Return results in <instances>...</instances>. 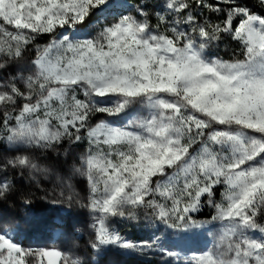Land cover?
<instances>
[{"label":"snow or ice","instance_id":"snow-or-ice-1","mask_svg":"<svg viewBox=\"0 0 264 264\" xmlns=\"http://www.w3.org/2000/svg\"><path fill=\"white\" fill-rule=\"evenodd\" d=\"M258 5L0 0V203L30 207L43 191L91 220L83 246L69 223L59 244L27 246L0 227V264H92L111 249L154 251L162 264H264ZM225 38L239 45L230 59L213 52ZM204 207L208 221L196 218ZM139 215L171 231L131 240L114 227ZM208 224L211 240L195 247Z\"/></svg>","mask_w":264,"mask_h":264},{"label":"rangeland","instance_id":"rangeland-1","mask_svg":"<svg viewBox=\"0 0 264 264\" xmlns=\"http://www.w3.org/2000/svg\"><path fill=\"white\" fill-rule=\"evenodd\" d=\"M129 2L134 3L135 0H129ZM94 26V24L90 25L87 30L90 31ZM238 51L239 45L237 42L229 38H225L218 48L213 49L215 54H218L224 59H230L233 52ZM102 118L108 119L117 126H122L125 122L124 118L120 117ZM86 147L87 144L84 142L79 145L76 150L77 152H82ZM44 185L49 191L50 198H52V196H59L58 190L55 193L52 192L53 186L50 182L45 181ZM82 187L83 185L78 186L77 190L82 191ZM43 194V191L37 192V199L33 201L30 207L23 206L15 199L0 203V227L17 232L18 239L27 246L59 244V233L62 231L60 226L64 223H69L75 226V239L83 246L82 242L87 241L89 238L90 229L88 225L91 223V220L89 215H85L86 218L84 222H82L79 216L81 214H88L87 211H84L81 207L82 210H77L79 208L78 206H70L67 202L52 204L39 199ZM210 210L212 211V209L204 207L201 212ZM44 222L48 223L47 228L43 226ZM114 227L131 240L147 239L149 236L153 235V233L161 236L163 240L168 232L171 231L165 229L162 224L146 220L143 215H139L136 220H117ZM210 230L214 231L211 224H208L206 229L200 230L201 234L197 237L194 244L195 247H203L205 243L211 240V236L205 234ZM173 239H175V237H173ZM92 264H162V258L154 251H146L140 254L111 249L105 250V252L100 255L92 253Z\"/></svg>","mask_w":264,"mask_h":264},{"label":"trees","instance_id":"trees-1","mask_svg":"<svg viewBox=\"0 0 264 264\" xmlns=\"http://www.w3.org/2000/svg\"><path fill=\"white\" fill-rule=\"evenodd\" d=\"M249 2V6L250 7H253L254 10L256 11H261L259 5H258V0H248ZM41 43H46L47 42V38H43L41 41ZM67 195V194H66ZM217 200H219V195L217 196ZM81 208L79 207L77 210H80ZM83 209V208H82ZM81 209V210H82ZM85 211V209H84ZM80 214V213H79ZM212 214V211H205V212H200L196 215V218L200 221H205V220H209L210 219V216ZM88 216V214H81L79 217H80V221L82 219V222H84V219L86 218V216ZM132 233V232H131Z\"/></svg>","mask_w":264,"mask_h":264}]
</instances>
